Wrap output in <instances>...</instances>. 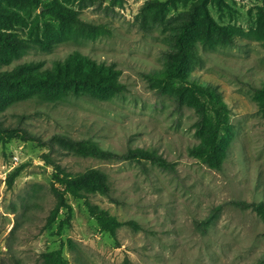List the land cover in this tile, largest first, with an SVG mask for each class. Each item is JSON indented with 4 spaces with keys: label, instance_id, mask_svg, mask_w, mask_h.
Listing matches in <instances>:
<instances>
[{
    "label": "rangeland",
    "instance_id": "374dc122",
    "mask_svg": "<svg viewBox=\"0 0 264 264\" xmlns=\"http://www.w3.org/2000/svg\"><path fill=\"white\" fill-rule=\"evenodd\" d=\"M147 1L68 0L82 18L115 33L71 41L53 52L33 47L18 61L50 64L78 49L114 63L126 91L98 102L27 98L0 113L12 130L0 135V264H43L42 253L58 248L68 264H264V217L253 206L264 202V97L254 91L264 80L262 1L157 0L164 7H146ZM195 3L220 32L214 40H196L189 63L191 79L215 88L227 105L220 169L191 153L206 141L210 114L203 118L179 102V84L154 83L173 49L176 24ZM41 10L13 23L11 33L32 40V19ZM23 132L35 140H23ZM86 140L118 155L155 150L169 166L84 156L70 147ZM57 166L71 175L89 169L107 175L109 191L89 199L122 223L115 235L99 227L83 199L69 194V222L59 232L66 218L61 210L47 225L55 204L52 186L63 189L55 183Z\"/></svg>",
    "mask_w": 264,
    "mask_h": 264
},
{
    "label": "trees",
    "instance_id": "16d2710c",
    "mask_svg": "<svg viewBox=\"0 0 264 264\" xmlns=\"http://www.w3.org/2000/svg\"><path fill=\"white\" fill-rule=\"evenodd\" d=\"M68 0H0V113L14 104L32 98L41 104H54L58 100L72 96L84 98L92 102L108 100L126 91L125 84L120 80V70L114 63L97 61L78 49L66 54L63 58H55L50 64L45 61L18 62L26 50L33 47L46 52H53L60 45L79 39L111 36L115 33L109 25L94 23L81 17L66 2ZM259 7L264 15V0ZM148 0L146 7L157 3ZM204 7V2H201ZM42 8L32 19V40H23L11 33L13 23H25V15L31 16L33 9ZM173 31L174 46L167 53L166 67L154 76L158 86H174L179 102L191 105L203 118L210 114L211 120L205 143L191 148V153L200 157L209 167L220 169L222 166V147L219 139L222 133L228 132L229 122L227 105L222 101L218 91L190 77V61L196 57L195 41L204 38L214 40L220 34H215L213 23L207 15L200 13L197 3L186 11L185 18L176 24ZM264 97V80L254 89ZM206 117V116H205ZM12 131L0 121V135ZM26 141H33L26 132L19 135ZM70 147L74 152L84 156L111 159H148L169 166V163L155 150L144 148L130 149L126 154L118 155L105 150L92 141H73ZM54 175L55 183L63 189L52 186L55 204L50 211L47 225L57 219L61 210L66 218L58 225L59 232L70 220L72 207L67 202L66 194L76 199H83L90 215L99 227L111 235L122 225L116 217L100 210L93 205L89 197L96 192L109 191V179L98 169H89L77 174H68L57 166ZM18 174V170L10 173L9 185ZM254 209L264 217V202L254 204ZM43 264H68L60 248L45 251L41 255Z\"/></svg>",
    "mask_w": 264,
    "mask_h": 264
}]
</instances>
